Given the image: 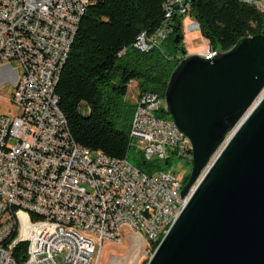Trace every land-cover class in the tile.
<instances>
[{
    "label": "built area",
    "instance_id": "built-area-1",
    "mask_svg": "<svg viewBox=\"0 0 264 264\" xmlns=\"http://www.w3.org/2000/svg\"><path fill=\"white\" fill-rule=\"evenodd\" d=\"M89 1L0 0V73L7 71L0 75V88L12 84L7 100L17 109L0 113V194L17 200V207H8L10 222H0V264H17L12 250L22 241L27 250L21 264H95L99 244L119 241L122 227L146 246L157 245L162 230L172 226L174 209H182V198L191 195L236 128L182 198L185 182L174 171L155 165L147 172L132 163L120 168V158L76 142L55 88L76 34L72 24ZM240 1L264 13V0ZM188 10L186 0H171L162 32L144 35L137 49L160 45L169 32L168 19ZM198 27L195 20L186 26ZM199 55L208 59L216 49L208 46ZM164 110L158 93L137 96L131 146L148 162L166 164L174 155L192 164L189 140L163 117ZM34 221H44V228H34ZM72 222L83 223V231H72ZM21 225H30L29 239H22Z\"/></svg>",
    "mask_w": 264,
    "mask_h": 264
},
{
    "label": "water",
    "instance_id": "water-1",
    "mask_svg": "<svg viewBox=\"0 0 264 264\" xmlns=\"http://www.w3.org/2000/svg\"><path fill=\"white\" fill-rule=\"evenodd\" d=\"M263 90L264 34L208 59L185 54L173 69L165 111L192 152L181 198L236 128L147 264H264Z\"/></svg>",
    "mask_w": 264,
    "mask_h": 264
},
{
    "label": "trees",
    "instance_id": "trees-1",
    "mask_svg": "<svg viewBox=\"0 0 264 264\" xmlns=\"http://www.w3.org/2000/svg\"><path fill=\"white\" fill-rule=\"evenodd\" d=\"M186 2L201 35L218 52L229 50L241 37L264 34V13L246 2ZM167 3L168 0H90L80 18L55 91L72 137L91 151L127 157L135 103L128 104L125 97L132 80L137 82L139 94L152 91L164 97L173 69L186 54L181 43L183 15L175 13L168 19L169 32L160 45L147 51L134 45L141 33L151 36L166 23ZM178 52L182 56H176ZM136 165L147 172L160 166L144 159ZM38 222L42 221H34ZM26 250L25 241L13 248L17 264L25 261Z\"/></svg>",
    "mask_w": 264,
    "mask_h": 264
},
{
    "label": "rangeland",
    "instance_id": "rangeland-1",
    "mask_svg": "<svg viewBox=\"0 0 264 264\" xmlns=\"http://www.w3.org/2000/svg\"><path fill=\"white\" fill-rule=\"evenodd\" d=\"M193 20L194 19L189 14H184L181 18L180 30L183 36L181 43L188 55L199 54L207 48V44L199 28L187 30V24ZM176 56L180 57L182 54L178 52ZM12 88L10 82H5L0 88V113L14 114L17 112L16 107L7 100L10 97ZM137 89L138 88L134 87L127 92L125 98L128 100V104L136 102L138 96V94L136 95ZM163 117L171 120L167 113L163 114ZM142 158L143 152L131 146L127 152V161L136 165ZM153 163H159V165L163 166L165 169L174 171L178 178L181 179L182 183L185 178L189 176L192 166V164H187L182 158L174 155L169 156V160H167L166 164L164 160H154ZM34 228H44V226L34 224ZM21 234L22 239H29L30 225H21ZM133 235V231L126 227H122V237L119 241L104 240L103 244H99L98 246V253L100 254L95 260V264H115L114 261H117L118 264H147L154 252L153 246H146L141 241L136 240Z\"/></svg>",
    "mask_w": 264,
    "mask_h": 264
},
{
    "label": "bare ground",
    "instance_id": "bare-ground-1",
    "mask_svg": "<svg viewBox=\"0 0 264 264\" xmlns=\"http://www.w3.org/2000/svg\"><path fill=\"white\" fill-rule=\"evenodd\" d=\"M171 2V0H168L167 6H166V13H165V17L167 19V11H168V4ZM259 11H260V7H256ZM82 16H76V23L72 24V33H76L80 18ZM166 25V23L163 24V26ZM163 26L157 31L156 34H160L162 32ZM144 42V34L141 33L138 41L135 43L134 47L138 48L140 47V43ZM218 53V51L216 50V54ZM2 74H7V71H2L0 73V75ZM264 95V90L261 92L260 96L257 98L260 99L262 96ZM164 98V97H163ZM257 100L254 102V104L252 106H254L257 102ZM129 138H130V134H129ZM130 147H131V138H130ZM129 162L127 161V157L120 159V168H127L129 166ZM209 169L205 168V171L203 172V176L206 173V171ZM189 197H183L181 200V207H183V205L185 204V202L187 201ZM0 222H10V212H8V207H17V200H11L9 199V195L8 193H1L0 194ZM181 211V209H174V211L172 212V217H169V224H173V222L175 221L176 217L178 216L179 212ZM35 225H43L44 226V221L42 222H38V223H34ZM72 231H83V223H79V222H72ZM169 231V229H163L162 230V234L160 235V237H158V243L161 241V239L163 238L164 235L167 234V232ZM136 238V237H135ZM115 264H118L117 261H114Z\"/></svg>",
    "mask_w": 264,
    "mask_h": 264
},
{
    "label": "crops",
    "instance_id": "crops-1",
    "mask_svg": "<svg viewBox=\"0 0 264 264\" xmlns=\"http://www.w3.org/2000/svg\"><path fill=\"white\" fill-rule=\"evenodd\" d=\"M205 39V38H204ZM205 42H206V47H208L209 46V43H208V41L205 39ZM137 88V82L136 81H134V80H132L130 83H129V85H128V92L130 91V89H132V88ZM139 95V91H138V89H137V92H136V95Z\"/></svg>",
    "mask_w": 264,
    "mask_h": 264
}]
</instances>
